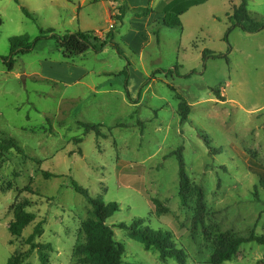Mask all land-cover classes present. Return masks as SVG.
I'll return each mask as SVG.
<instances>
[{"label":"rangeland","instance_id":"1","mask_svg":"<svg viewBox=\"0 0 264 264\" xmlns=\"http://www.w3.org/2000/svg\"><path fill=\"white\" fill-rule=\"evenodd\" d=\"M185 1L136 0L153 14H128L118 25L115 42L130 60L128 98L127 61L111 47L67 60L54 39H39L50 36L48 30L105 38L122 0H0V57L10 55L16 38L39 39L31 52L15 56L12 71L0 59V138L24 150L0 160V264L18 253L26 257L22 264H41L27 239L42 221L44 233L34 242L52 244L49 264H79L74 250L86 242L83 224L92 208L72 181L94 198L119 204L108 225L141 218L153 230L170 232L187 264H209L218 233L264 235V190L248 165L254 157L264 166V30L234 28L226 37L242 0ZM248 10L264 16V0H249ZM178 12L181 28L157 22ZM205 50L223 58L204 61ZM181 99L191 109L184 123ZM80 122L102 125L106 137L85 135ZM180 146L187 175L205 191L208 237L192 225L193 203L180 202L179 164L170 156ZM13 205L36 216L22 238L9 231ZM114 231L126 248L125 264H178L162 262L156 249ZM263 260L264 247L248 243L223 264Z\"/></svg>","mask_w":264,"mask_h":264},{"label":"trees","instance_id":"2","mask_svg":"<svg viewBox=\"0 0 264 264\" xmlns=\"http://www.w3.org/2000/svg\"><path fill=\"white\" fill-rule=\"evenodd\" d=\"M115 1L118 0H106ZM205 0H186V6H195L203 3ZM248 1L242 0L238 7L233 10L232 27L228 30L226 37L234 28H238L245 33L254 34L264 30V16L252 15L248 10ZM24 13L28 17H32L30 13L22 8ZM116 14L112 17L114 24L112 28L105 35V38H101L97 35V32H83L75 31L68 32L64 35L54 33L53 30H48L46 33L50 36H44L41 39H54L59 48L63 49L64 57L67 60H73L77 57L83 56L90 51L96 53L102 52L106 47H111L116 53L127 61V65L122 74L126 77V93L128 98H131L128 90V79L130 60L127 58L124 48L119 43L115 42V32L118 25H122L128 14H132L137 19L147 18L153 14V10L148 7H131L128 2L123 1L119 3L116 8ZM183 13L178 12L175 14H165L162 18L157 20L158 23L166 28H181L182 21L181 16ZM156 22V23H157ZM3 21L0 18V27ZM45 34V32H43ZM157 34V33H155ZM158 35V34H157ZM38 39V40H39ZM227 39V38H225ZM30 43L28 37H19L11 41V51L8 57H0L2 61L7 65L9 71L13 70L16 63L15 56L19 54H27L33 50L36 43ZM208 58H223L222 54H215L209 50H205L203 53V60ZM229 63V61H228ZM195 71L185 75L186 78H190ZM148 81L144 83L146 85ZM219 97V96H218ZM191 113L188 103L181 99L178 106V114L181 118V122L184 123L189 119ZM85 130V135L94 132L98 138L106 137V134L101 131L102 125H96L90 122H80ZM140 125L144 126L143 123ZM81 142V139L76 140ZM15 149L21 154H24V150L13 139L0 138V160L5 154ZM184 147L180 146L170 156H176L179 164V197L182 207H188L193 203V218L192 225L194 228L205 226L209 210L206 204L205 191L202 187L194 184L186 173V164L183 156ZM215 153H220L221 150H214ZM249 170L253 172L259 178V185L264 190V166L258 163L254 157H251L248 161ZM46 177H49L48 173H45ZM72 188L76 193L82 195L92 208V217L83 224V230L86 237V242L78 244L74 250V255L77 258L79 264H125L124 256L126 254V248L124 244L120 243L115 238L114 228H119L127 232L128 236L143 244L145 250L150 251L156 249L159 252V257L162 262H166L170 259L175 260L178 264H187V254L183 248H178L173 240V235L168 231L153 230L145 225V220L136 218L132 220L130 224L120 223L117 226H110L107 224L108 219L119 212V204L111 202L105 203L100 198H94L90 195L89 191L72 181ZM11 184L9 188L11 189ZM13 221L10 223L9 231L13 237L22 238L25 229L31 225L36 216L33 213L25 211L21 207L13 205ZM44 221L38 223L34 228L33 233L27 239V244L37 250L39 260L41 264H49V254L54 251L51 243L48 244H36L35 238L43 235ZM205 236H209L208 231L204 228ZM216 249L210 258L209 264H223L228 261H232L238 254L239 249L244 244L256 243L264 247V235H259L253 231L248 237H236L230 232L218 233L216 236ZM24 254H15L12 256L7 264H22L25 260ZM258 264H264V260Z\"/></svg>","mask_w":264,"mask_h":264},{"label":"crops","instance_id":"3","mask_svg":"<svg viewBox=\"0 0 264 264\" xmlns=\"http://www.w3.org/2000/svg\"><path fill=\"white\" fill-rule=\"evenodd\" d=\"M122 1H126V2H128L129 3V5L131 6V7H139V4H137L136 3V0L134 1V0H122ZM151 2L149 1V4H150ZM115 8H116V6H115ZM148 18V17H147Z\"/></svg>","mask_w":264,"mask_h":264}]
</instances>
